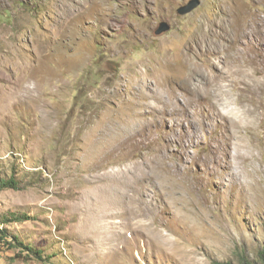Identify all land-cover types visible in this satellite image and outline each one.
<instances>
[{
  "label": "rangeland",
  "instance_id": "374dc122",
  "mask_svg": "<svg viewBox=\"0 0 264 264\" xmlns=\"http://www.w3.org/2000/svg\"><path fill=\"white\" fill-rule=\"evenodd\" d=\"M189 1L0 0V264L264 251V0Z\"/></svg>",
  "mask_w": 264,
  "mask_h": 264
},
{
  "label": "trees",
  "instance_id": "16d2710c",
  "mask_svg": "<svg viewBox=\"0 0 264 264\" xmlns=\"http://www.w3.org/2000/svg\"><path fill=\"white\" fill-rule=\"evenodd\" d=\"M10 186V187H14L16 186V180L12 179L6 182H3V180H0V190L4 189L5 187ZM23 218L18 217V216H13V218L11 220H7L6 223L8 222H19L21 221ZM3 224H5L4 221H0V242H4L6 244H8L9 246L12 245V242H14L15 244H17L18 238H16V236H13L10 234V231L7 228H2ZM8 239H11V242L8 241ZM22 245V244H21ZM26 248V247H25ZM28 252L31 251V249L29 247L26 248ZM35 254H39L38 252H35ZM244 264H264V251H261L259 253V257L254 258L252 260H248V259H244L243 260Z\"/></svg>",
  "mask_w": 264,
  "mask_h": 264
},
{
  "label": "water",
  "instance_id": "95a60500",
  "mask_svg": "<svg viewBox=\"0 0 264 264\" xmlns=\"http://www.w3.org/2000/svg\"><path fill=\"white\" fill-rule=\"evenodd\" d=\"M202 4L201 0H190L186 5L182 6L177 13L181 16L188 15L198 9ZM171 30V25L168 22H162L156 31V35L160 36Z\"/></svg>",
  "mask_w": 264,
  "mask_h": 264
},
{
  "label": "bare ground",
  "instance_id": "6f19581e",
  "mask_svg": "<svg viewBox=\"0 0 264 264\" xmlns=\"http://www.w3.org/2000/svg\"><path fill=\"white\" fill-rule=\"evenodd\" d=\"M225 47H223L222 48V51L223 52H225ZM244 53L245 52H243L242 51V49L241 50H239V54L243 57L244 56ZM247 56V55H246ZM240 59V58H239ZM247 62H248V60H247ZM229 72V71H228ZM225 75H226V72H221V71H215L214 73H213V86H217V91H216V94H217V96H219L218 95V92H219V87H218V80L220 79V78H224L225 77ZM201 96V95H200ZM210 99V98H209ZM214 102V101H213ZM210 103V102H209ZM215 104V103H214ZM216 105V104H215ZM214 110V109H213ZM231 113V112H230ZM226 116V115H225ZM223 119H224V116L222 117ZM237 120V119H236Z\"/></svg>",
  "mask_w": 264,
  "mask_h": 264
},
{
  "label": "clouds",
  "instance_id": "9594fccd",
  "mask_svg": "<svg viewBox=\"0 0 264 264\" xmlns=\"http://www.w3.org/2000/svg\"><path fill=\"white\" fill-rule=\"evenodd\" d=\"M164 22H166V21H164ZM162 23V22H161ZM170 24V23H169ZM160 25V24H159ZM159 28V27H158ZM169 32V31H168ZM155 34H156V32H155Z\"/></svg>",
  "mask_w": 264,
  "mask_h": 264
}]
</instances>
